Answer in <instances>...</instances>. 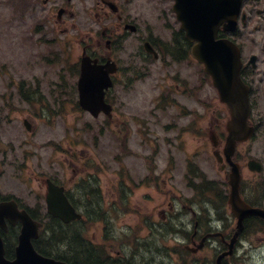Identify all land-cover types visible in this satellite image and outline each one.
Segmentation results:
<instances>
[{
  "label": "rangeland",
  "instance_id": "rangeland-1",
  "mask_svg": "<svg viewBox=\"0 0 264 264\" xmlns=\"http://www.w3.org/2000/svg\"><path fill=\"white\" fill-rule=\"evenodd\" d=\"M135 1L137 7L145 4ZM55 7L39 0L37 5L30 2L28 9L23 3V10L17 11L10 0H0V193L34 204L44 191L42 178L52 175L71 191L81 178L95 176L106 204L117 208H107L116 219L111 239H105L101 222L88 223L87 236L113 254L127 244L140 254L146 250L135 239L150 236L144 223L147 210L161 206L166 195L170 203L192 196L186 184L190 160L218 182L220 193H229L210 135L213 128L225 132L226 116L217 118L225 105L203 65L192 57L176 62L160 55L159 61L144 60L116 77L120 82L110 96L113 119L93 118L77 104L78 75L70 71L80 61L81 48L68 45L64 26H54ZM146 11L152 14L159 39L169 40L180 27L171 5ZM127 58L131 63L132 57ZM23 81L31 88L28 94L41 97L33 102L23 99L19 90ZM26 118L30 132L23 123ZM256 141L239 147L241 164L246 166L251 157L264 160V149ZM243 173L250 182L254 174L244 167ZM152 174L154 178L146 181ZM121 188L128 198L126 206L120 203ZM213 199L216 206L219 201L215 195ZM169 233L164 234L168 235L164 249L159 253L154 247L148 255L155 253L160 260L165 256V264L174 262L178 252L181 264L213 261L211 251L183 252L184 246ZM242 240L246 252L237 264H264V231L252 226Z\"/></svg>",
  "mask_w": 264,
  "mask_h": 264
},
{
  "label": "flooded vegetation",
  "instance_id": "flooded-vegetation-1",
  "mask_svg": "<svg viewBox=\"0 0 264 264\" xmlns=\"http://www.w3.org/2000/svg\"><path fill=\"white\" fill-rule=\"evenodd\" d=\"M43 2L45 5L53 3L52 0ZM109 2L116 5L115 11L111 10ZM135 2V0H57L54 2L65 9L61 19L54 24L64 26L61 31L67 35L70 34L68 37L70 45L78 46L83 53L98 58L100 63L108 60L117 63L119 73L112 76L116 84L120 82L116 78L118 74L125 73L130 65L143 63L142 54L159 61L154 53V49H157L153 42L155 34L151 25L152 14L146 11V8L150 10L151 7L158 8L163 4L169 8L173 4L172 0H144L145 4L137 7ZM243 12L246 17L241 21L239 30L231 37L241 49L243 62L241 77L248 87L251 105L249 124L255 129L256 142L264 149V0H245ZM128 56L132 57L131 63ZM124 63L126 66L123 65ZM109 95L110 91L107 93L108 100H110ZM4 159L3 161L7 160ZM262 162L264 164V161ZM260 178L252 176L250 182H246L248 184L246 187L243 183V197L254 206L264 207V177L261 190L258 191L257 184ZM4 198H0V201ZM10 199H16L21 209L28 208L37 213L45 211L41 206L24 204L18 198L11 197L4 200ZM225 218L233 220L229 214L226 217L221 216L217 221L211 216H197L195 213L180 219L178 225H184L185 230L191 232L182 242L199 246L204 239L203 246L197 252L203 251L208 246L217 250L225 248L230 237L227 235L223 239L217 234L231 226ZM163 219L167 220L168 216L164 214ZM19 226L20 224L16 225L18 228ZM133 258L134 264L140 263L141 260H138L137 256ZM155 258L157 259V257L146 256L140 264H153L152 261Z\"/></svg>",
  "mask_w": 264,
  "mask_h": 264
},
{
  "label": "water",
  "instance_id": "water-1",
  "mask_svg": "<svg viewBox=\"0 0 264 264\" xmlns=\"http://www.w3.org/2000/svg\"><path fill=\"white\" fill-rule=\"evenodd\" d=\"M242 1L176 0L174 6L188 39L192 42L196 41L192 47V54L205 64V70L212 75L222 100L227 102L231 112L224 152L227 160L232 164L229 180L230 204L234 214L239 218L235 236L243 230V220L246 217L257 215L264 218V209L253 208L241 198L240 166L232 162L237 141L246 140L253 132L247 125L250 106L239 77V50L231 41L217 39L218 30L222 24L226 30L236 29ZM114 71V65L101 66L93 64L89 57L82 59L79 79L80 104L95 116H98L101 110L111 114V105L104 99V89L112 85L109 73ZM249 166L260 170L259 163L255 160H251ZM47 204L49 212L65 222L81 217L65 196L63 187L51 181L48 182ZM6 218L12 224L20 221L22 228L16 247V257L13 260L6 258L0 234V264H68L65 261L44 256L35 249L32 240L39 236L41 223L34 220L25 210H19L15 201L0 203V227L3 229L7 228ZM218 264L221 263L218 262Z\"/></svg>",
  "mask_w": 264,
  "mask_h": 264
},
{
  "label": "trees",
  "instance_id": "trees-1",
  "mask_svg": "<svg viewBox=\"0 0 264 264\" xmlns=\"http://www.w3.org/2000/svg\"><path fill=\"white\" fill-rule=\"evenodd\" d=\"M174 46L170 54L176 60H183L189 55L190 43L185 38L184 32L179 30L174 33ZM92 214H86L92 220L105 219L106 215L98 209L95 200L86 201ZM47 223L42 231L41 239L36 242L37 249L45 255L63 259L72 264H114L106 256L102 248L94 244L86 235L85 220L81 219L69 224L62 223L59 219L46 215ZM15 230V229H14ZM16 233V232H15ZM7 252L13 254L14 231L6 235Z\"/></svg>",
  "mask_w": 264,
  "mask_h": 264
}]
</instances>
